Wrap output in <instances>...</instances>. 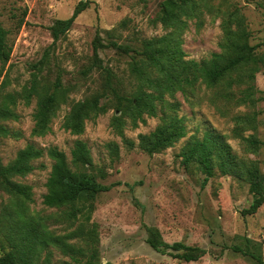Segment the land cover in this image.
Listing matches in <instances>:
<instances>
[{
  "label": "rangeland",
  "instance_id": "1",
  "mask_svg": "<svg viewBox=\"0 0 264 264\" xmlns=\"http://www.w3.org/2000/svg\"><path fill=\"white\" fill-rule=\"evenodd\" d=\"M80 1L0 0V23L8 30L13 48L3 94H15L29 86L35 72L33 66L46 52L50 65L41 74L44 83L61 78L64 88L71 87L68 103L61 105L51 131L44 137L32 135L37 99L30 105L17 101L14 110L18 119L4 124L19 136L1 140L3 163L12 162L30 144L45 151L57 147L69 160L76 141L87 144L93 173L109 187L99 196L91 218L98 230L101 264H261L244 251L264 258V205L256 214H250L252 195L245 181L215 171L205 183L207 175L197 165L185 166L180 154L193 135L220 133L227 137L239 158L257 161L264 175V69L256 78L260 92L255 95L254 105L214 103L210 92L207 96L202 92L191 101L181 93L175 98L167 97L170 102L181 104L178 115L185 119L188 135L159 154L144 152L139 136L152 133L160 124V117L145 116L146 123L137 128L127 120L123 133L118 134L112 118L120 113L109 110L89 121L84 134L73 135L63 128L71 104L101 91L104 84L99 69L93 66L96 38L99 36L104 46L114 41L130 48L128 54L111 46L99 49L103 66L112 69L130 91L137 82L130 70L133 57L142 50L145 40L168 33L157 20L165 0H89L90 8L51 47V26L56 20L70 18ZM201 1L202 14L189 20L183 34L187 60L200 62L222 51L223 22L231 15L243 22L256 53L264 54V0ZM113 30L110 36L107 32ZM244 88L236 89L237 99L243 97ZM35 165L37 169L19 181L32 187V212L54 214L57 210L43 204L53 161L45 153ZM148 227L158 228L169 244L182 242L200 247L206 254L198 262L187 263L157 252L147 243ZM51 228L61 234L66 231L63 224H51ZM3 253L0 241V255ZM54 256L55 264H75L57 251Z\"/></svg>",
  "mask_w": 264,
  "mask_h": 264
},
{
  "label": "trees",
  "instance_id": "2",
  "mask_svg": "<svg viewBox=\"0 0 264 264\" xmlns=\"http://www.w3.org/2000/svg\"><path fill=\"white\" fill-rule=\"evenodd\" d=\"M90 5L89 0H82L70 18L55 21L50 28L54 40L51 47H55L68 34ZM202 8L201 0L163 2L157 20L168 33L160 38L145 40L142 50L133 57L130 70L137 82L130 91L112 69L103 66L99 58V49L103 47L111 46L125 54L130 52V48L114 41L104 46L98 36L94 43L93 66L99 69L104 80L103 87L96 94L71 104L63 128L73 135H82L89 121L96 120L109 110L120 113L112 118V126L118 134L123 133L127 120L137 128L140 123H146L145 116L160 117V124L152 133L139 136L140 148L154 155L173 147L188 135L185 119L178 115L181 104L170 102L167 97L175 98L176 94L181 93L191 101L202 92L205 96L210 92V99L214 103L224 101L238 106L254 105L255 95L260 92L256 87V78L264 69V54L256 53V47L250 44L249 34L240 18L231 15L224 19V40L220 53L200 62L186 59L183 34L189 20L202 14ZM113 32L107 33L111 36ZM12 52L9 32L0 23V80ZM49 59V52H46L43 59L33 66L35 72L29 86L15 94H3L8 79L6 71L0 88V150L3 138L19 136L4 124L18 119L14 106L19 99L26 105L37 99L32 130V135L36 137H44L51 131V124L61 105L68 103L71 87L64 88L61 78L54 83H44L41 77L50 65ZM83 74L87 75V72L83 71ZM243 86V97L237 99L235 91ZM114 152L117 153V149ZM45 153L53 161L43 201L46 208L57 210L51 215L31 211L34 202L32 187L19 181L37 169L35 162ZM180 156L185 166L197 165L207 175L205 183L214 176L215 171L245 181L252 195L250 214H256L264 205V175L260 165L254 160L239 158L226 136L212 131L205 132L202 137L193 135ZM93 167L91 151L81 140L76 141L71 160L57 147L45 151L32 144L21 150L7 165L0 155V241L4 249L0 264H55V251L75 264H101L98 230L96 224L91 223V218L99 196L109 187L98 180ZM51 224L66 225V231L58 233L51 228ZM147 234V243L152 249L180 261L198 262L206 254L200 247L182 242L167 243L158 228L148 227ZM244 253L264 264L261 255Z\"/></svg>",
  "mask_w": 264,
  "mask_h": 264
}]
</instances>
